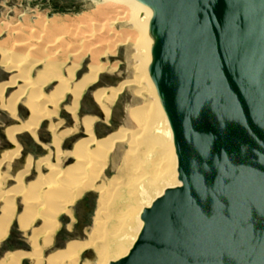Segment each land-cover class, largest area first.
I'll return each instance as SVG.
<instances>
[{
  "label": "bare ground",
  "instance_id": "bare-ground-1",
  "mask_svg": "<svg viewBox=\"0 0 264 264\" xmlns=\"http://www.w3.org/2000/svg\"><path fill=\"white\" fill-rule=\"evenodd\" d=\"M95 3L100 4L91 12L58 15L47 21L38 17L34 25L22 26V23L17 28L8 23L0 27V37L5 33L0 41L1 62L9 71L16 72L9 86L18 87L11 95L8 110L14 114L15 104L24 98L30 113L26 123L9 130L14 149L8 153L7 160L20 156V146L14 141L13 133L29 130L35 134L42 120L58 113L59 104L67 94L72 96L67 110L77 118L79 100L86 87L109 68V61L101 59L114 54L117 45L127 39L135 46L134 64L138 82L147 96L146 105L131 112L137 129L129 133L121 129L103 139H98L94 130L96 117L84 118L82 126L86 137L78 140L70 151H64L62 143L77 134L78 125L60 130V122L51 123L54 150L49 149L48 155L37 161L28 156L10 190H3L8 176L0 177V242L6 238L15 218L21 230L41 221L29 237L33 252L5 253L0 264H21L27 257L33 264H42L43 246L53 244L60 226L59 217L67 214L73 219L72 206L89 191H96L99 198L86 239L68 242L65 249L48 255L45 262L77 264L81 252L89 249L94 259L82 264H109L125 256L132 247L142 227L143 209L167 188L180 185L172 130L150 75L156 39L150 28L154 9L138 0H96ZM85 56L90 57L89 71L72 85ZM41 66L43 69L39 70ZM113 69L115 66L110 70ZM52 83H56L53 91L44 93ZM122 87L113 89L110 94L105 89L94 92L107 122ZM70 160L73 163L65 167ZM109 164L115 171L110 178L105 175ZM34 170L35 179L25 183ZM18 201L22 204L20 212ZM68 228L71 229V225Z\"/></svg>",
  "mask_w": 264,
  "mask_h": 264
},
{
  "label": "water",
  "instance_id": "water-1",
  "mask_svg": "<svg viewBox=\"0 0 264 264\" xmlns=\"http://www.w3.org/2000/svg\"><path fill=\"white\" fill-rule=\"evenodd\" d=\"M180 185L109 264H264V0H138Z\"/></svg>",
  "mask_w": 264,
  "mask_h": 264
},
{
  "label": "rangeland",
  "instance_id": "rangeland-1",
  "mask_svg": "<svg viewBox=\"0 0 264 264\" xmlns=\"http://www.w3.org/2000/svg\"><path fill=\"white\" fill-rule=\"evenodd\" d=\"M95 1L96 0H0V27L8 23V26L17 28L22 23V26H25L26 23L28 25H34L35 22L39 20L38 17H44L43 19L47 21L58 15L75 16L82 12H91L100 4H96ZM117 29H120V25L117 26ZM4 38L5 33L0 37V41ZM135 53V46L131 40L129 41V39H127L117 45L114 54H109L101 59L102 62L109 61V68L99 75L96 81L90 83L86 87L79 100L80 106L76 113L77 118L68 111L69 109L67 110V107L72 104V96L67 94L62 103L59 104L58 113L50 119L42 120L35 130V134H32L29 130L14 132L13 138L16 144L20 146V156L10 161L7 160L8 158L6 157H9L7 156L9 155L8 153L14 149V144L10 138L9 130L26 123L30 113L24 105V98L19 99L15 104L14 114L8 110L11 95L18 89L17 86L10 87L8 83L13 78L12 76L16 75V72L9 71L6 66L2 64L0 54V177H4L5 175L8 176L4 181V191H8L15 186V177L23 169L28 156H31L37 161L39 158L47 156L49 149L54 150L52 144L53 134L52 130L49 129L51 123L56 124L60 122V130L72 129L78 125L79 130L77 134L64 139L62 143V149L64 151L72 150L74 144L78 140L86 137L82 121L87 117H96L94 130L98 139H103L109 134L115 133L121 129L126 133L137 129L135 119L131 116V112H136L138 108L146 105L147 96L145 90L142 88L143 85L138 82V71L135 68ZM89 62V56L83 57L79 68L76 70L75 78L71 83L72 85L88 73ZM110 66L111 68L115 66V69L110 70ZM38 69L42 70L43 67L41 66ZM63 72L66 76L65 69H63ZM3 84L5 85L4 88ZM55 84L56 83L48 84L44 93L47 94L53 91ZM18 85L20 86V84ZM119 86L123 87L111 107V116L107 122L100 105L94 98V92L99 89H105V92L110 94L113 89H117ZM72 163L73 160H70L66 163L65 167ZM7 164L11 167L7 166ZM44 173H46V171H44ZM105 175L109 178L115 175V171H113L111 164L107 166ZM36 176L37 173L36 170H34L32 175L26 177L25 183L34 180ZM98 198L99 194L96 191L85 193L72 206L73 219L67 214L59 217L60 226L53 237V244L44 247L42 240H39V244L43 246L42 264H46L45 258H47L48 255L58 250L65 249L68 242L75 240L83 241L86 239L87 231L93 224ZM17 207L18 212H20L22 210L20 201L17 202ZM40 225L41 221L38 220L29 229L21 230L15 218L6 238L0 242V261L3 255L8 252L21 251L32 253L33 246L29 237L32 234V230ZM69 225H71V229L68 228ZM86 250L87 251L84 250L85 252H81L80 260L77 264H82L89 259H94L93 251L89 249ZM21 264H33V261L30 257H27L22 260Z\"/></svg>",
  "mask_w": 264,
  "mask_h": 264
}]
</instances>
